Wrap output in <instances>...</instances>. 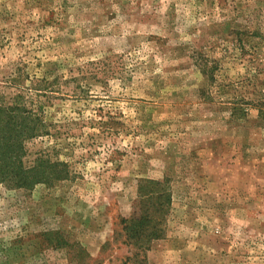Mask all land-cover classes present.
I'll use <instances>...</instances> for the list:
<instances>
[{
    "label": "rangeland",
    "instance_id": "1",
    "mask_svg": "<svg viewBox=\"0 0 264 264\" xmlns=\"http://www.w3.org/2000/svg\"><path fill=\"white\" fill-rule=\"evenodd\" d=\"M16 94L43 122L23 165L44 152L66 175L0 183V264H125L114 233L153 189L146 264H264V0H0Z\"/></svg>",
    "mask_w": 264,
    "mask_h": 264
},
{
    "label": "trees",
    "instance_id": "2",
    "mask_svg": "<svg viewBox=\"0 0 264 264\" xmlns=\"http://www.w3.org/2000/svg\"><path fill=\"white\" fill-rule=\"evenodd\" d=\"M202 66L200 71L205 74L206 66ZM35 115L32 109L25 106L21 95H14L10 101L0 96V183L8 188L29 190L38 184L50 186L66 175L64 163L49 159L48 154L44 152L37 155L33 165H23L22 158L26 153L23 141L37 135L43 123L42 119ZM257 115L264 124L263 107H257ZM145 182L157 184L154 181ZM140 187L142 188V185ZM145 198L148 202L153 201L149 209L140 203L141 200L135 201L131 214L119 220L121 228L114 233V239L121 238L122 243L132 248L131 254L126 256L125 264H146L140 252L144 253L146 244L148 246L152 239L161 237L164 230L162 215L165 211L166 194L153 189L147 192ZM53 233L58 234L54 240L57 246L71 248L76 258L84 254L81 245L70 239L66 233Z\"/></svg>",
    "mask_w": 264,
    "mask_h": 264
}]
</instances>
